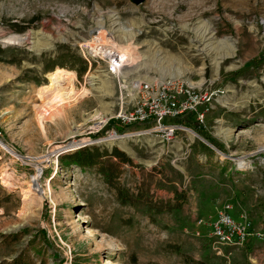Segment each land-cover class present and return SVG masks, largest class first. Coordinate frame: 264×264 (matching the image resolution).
<instances>
[{"label":"rangeland","instance_id":"rangeland-1","mask_svg":"<svg viewBox=\"0 0 264 264\" xmlns=\"http://www.w3.org/2000/svg\"><path fill=\"white\" fill-rule=\"evenodd\" d=\"M101 27L137 57L125 76L208 91L201 120L165 121L194 133L109 119L118 83L84 58ZM58 69L74 94L42 95ZM86 147L129 161L60 165ZM226 204L264 228V0H0V264H264V234L213 249Z\"/></svg>","mask_w":264,"mask_h":264},{"label":"built area","instance_id":"built-area-1","mask_svg":"<svg viewBox=\"0 0 264 264\" xmlns=\"http://www.w3.org/2000/svg\"><path fill=\"white\" fill-rule=\"evenodd\" d=\"M84 58L89 66L92 62L105 64L103 71L118 83L119 110L109 119L127 127L150 124L152 127L146 130L147 133H158L165 140H170L177 130L184 129L181 125L165 122L166 120L180 118L192 112L201 120L204 115L201 106L211 98L208 91L178 77L140 79L125 76L126 69L131 67L126 54L99 37L95 28L90 31ZM231 208L232 205L226 204L208 224L207 237L218 254L221 253V246L241 247L250 237L259 239L264 234L262 225L255 228L243 214L234 219L228 212ZM195 235L199 236V231Z\"/></svg>","mask_w":264,"mask_h":264},{"label":"bare ground","instance_id":"bare-ground-1","mask_svg":"<svg viewBox=\"0 0 264 264\" xmlns=\"http://www.w3.org/2000/svg\"><path fill=\"white\" fill-rule=\"evenodd\" d=\"M97 31V35H99V37H102V39H105L103 38V35L106 36V30H104L102 27L99 28V29H95ZM107 38V37H106ZM110 39V42L111 44H113L114 46L118 47L119 49H121V51H123L126 56H127V62H129L130 65H133L132 61H136L137 57L136 55L134 54V52L132 53L131 52V47L127 48V47H121L120 45H118L116 42H114L111 38H107V40ZM9 41H15V43H18V44H22V42L26 41L25 39H22L20 37H14L12 39H10ZM87 44V43H85ZM86 47V46H85ZM84 48V47H83ZM73 76H75L74 73H71V72H67V71H63V70H56L54 73H52L49 77H48V80H49V84L43 86L41 89H40V93L42 95H45L46 93H49V92H56L57 95H60V97H69L70 95L74 94L73 92H68V87H69V80L73 79ZM104 89L106 88L105 86L103 87ZM101 88V89H103ZM65 95V96H64ZM59 97V96H58ZM61 100V99H60ZM184 130H190V129H187V128H184ZM188 132H192V131H188ZM194 133V132H192ZM132 134V133H130ZM127 134H125L126 136ZM193 135V134H191ZM195 135V134H194ZM124 136V135H123ZM123 136H120V137H123ZM131 136H126V137H123V138H120V139H113V138H110L108 141L112 142L114 140H119V141H122L126 138H129ZM84 142H81V143H76L78 145H81L83 144ZM74 145V144H73ZM66 147V146H65ZM64 147V148H65ZM71 147V146H70ZM75 147V146H73ZM61 150H65V149H61ZM241 163V162H240ZM245 165V163H241V166Z\"/></svg>","mask_w":264,"mask_h":264},{"label":"trees","instance_id":"trees-1","mask_svg":"<svg viewBox=\"0 0 264 264\" xmlns=\"http://www.w3.org/2000/svg\"><path fill=\"white\" fill-rule=\"evenodd\" d=\"M78 61V62H82V68L80 70L75 69L72 66V63L70 64H63L64 67L66 68H71L72 70H74L75 72H77L78 74H81V72L83 70H85V63L83 60H81L80 58L74 57V61ZM61 64V63H58ZM175 121L177 119H174ZM179 120V119H178ZM178 122V121H177ZM104 153V154H103ZM104 155H108L109 157H113V158H117L120 161L126 162L129 161V158L119 149L117 148H113L112 151L110 153H107L106 150H104L103 152L99 151V148L97 147H92V148H81L73 153H70L66 156L61 157V166L62 167H67L69 165H77L80 167H85V166H90V165H100V159L102 156ZM100 170L102 171V173L106 176V179L108 182L111 181V173L110 170L105 168L104 166H101ZM251 239V238H250ZM250 239H248L245 243V245L248 244V242L250 241Z\"/></svg>","mask_w":264,"mask_h":264}]
</instances>
